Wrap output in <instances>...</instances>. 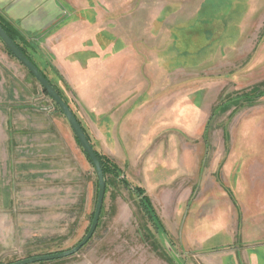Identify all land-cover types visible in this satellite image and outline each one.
<instances>
[{
	"label": "rangeland",
	"instance_id": "rangeland-1",
	"mask_svg": "<svg viewBox=\"0 0 264 264\" xmlns=\"http://www.w3.org/2000/svg\"><path fill=\"white\" fill-rule=\"evenodd\" d=\"M90 5L97 8L98 26L108 31L111 25L114 49L125 44L120 24L128 25L123 38L129 53L145 60V103L159 99L162 164L153 180L141 182L165 234L153 227L137 196L107 176L90 241L76 255L40 264H176L169 246L180 263L197 264L175 238L183 234L188 209L205 212L209 194L219 201L228 194L242 210L233 239L264 242V0H90ZM22 46L68 103L49 58ZM0 51L7 54L1 42ZM44 101L58 112L40 88L33 104ZM189 158H199L193 173ZM78 178L34 191L11 185L13 203L0 208V264L61 253L82 240L92 221L97 181L90 186ZM6 181L7 176L1 184ZM210 183L217 184L215 190L196 203Z\"/></svg>",
	"mask_w": 264,
	"mask_h": 264
},
{
	"label": "crops",
	"instance_id": "crops-1",
	"mask_svg": "<svg viewBox=\"0 0 264 264\" xmlns=\"http://www.w3.org/2000/svg\"><path fill=\"white\" fill-rule=\"evenodd\" d=\"M0 17L28 46L37 48L32 55L49 58L69 96L68 106L95 152L111 160L135 186L146 189L143 183L153 180L162 164L160 104L159 99L145 103V60L129 53L123 38L128 25L120 24L119 40L125 44L114 49L113 29L98 26L97 8L90 0H0ZM32 61L43 70L35 56ZM31 77L0 51V208L13 203L11 185L34 191L62 184L73 175L90 186L97 181L63 116L45 101L33 104L41 87ZM188 160L192 169L200 163L199 158ZM216 186L207 184L196 203ZM229 201L228 194L220 201L209 194L204 213L188 209L176 244L199 264H264V242L233 239L244 217L239 215L242 210L237 211L239 205L234 208ZM168 233L172 235L170 229ZM220 236L224 240L218 241Z\"/></svg>",
	"mask_w": 264,
	"mask_h": 264
},
{
	"label": "water",
	"instance_id": "water-1",
	"mask_svg": "<svg viewBox=\"0 0 264 264\" xmlns=\"http://www.w3.org/2000/svg\"><path fill=\"white\" fill-rule=\"evenodd\" d=\"M0 42L4 46V48L11 54L14 59L21 64L25 70L32 76V78L39 84L42 90L45 91L47 96L51 99V101L56 105L58 108L60 114L63 116L70 127L76 141L78 142L79 146L81 147L83 153L86 155V157L89 159L93 166V170L95 171L96 178H97V199L95 204V209L93 213V218L90 224V227L85 234V236L82 238V240L72 249L61 252V253H55L50 255H43V256H35L30 257L27 259H23L11 264H37L42 262H50V261H57V260H63L68 257H71L73 255H76L80 249H82L92 238V235L94 234L102 205L105 195V187L106 184L102 167L100 164V161L95 153V150L93 149L92 145L90 144L85 132L83 131L82 127L80 126L79 122L69 109V107L66 105V103L63 101V99L59 96V94L56 92V90L53 88V86L45 79V77L40 73V71L33 66V64L29 61V59L19 50V48L16 46V44L9 38V36L6 34L5 30L2 29L0 26ZM120 182H123L125 186L131 189V186L126 182L124 177H120ZM163 234L164 233H159ZM169 254L172 257V260L176 262V264H182L178 260V257L174 254L171 247H168Z\"/></svg>",
	"mask_w": 264,
	"mask_h": 264
},
{
	"label": "trees",
	"instance_id": "trees-1",
	"mask_svg": "<svg viewBox=\"0 0 264 264\" xmlns=\"http://www.w3.org/2000/svg\"><path fill=\"white\" fill-rule=\"evenodd\" d=\"M0 26L2 27L3 30H5L6 34L9 36V38L16 44V46L19 48V50L29 59V61L33 64V66H35L34 62L31 60V58L29 57V55L24 51L23 49V44L24 46L28 47V48H31L30 46L27 45L26 41L23 40L24 38L18 33L16 32V30L14 28H12L7 22H5L1 17H0ZM21 41V42H20ZM23 43V44H22ZM33 47V46H32ZM34 48V47H33ZM32 48V49H33ZM6 50V49H5ZM7 54L9 56H11L12 58H14L11 54H9V52L6 50ZM39 71L40 73L45 77L46 79V76L42 73V71L37 67L35 66ZM31 76V75H30ZM47 81L49 82V80L47 79ZM53 88L56 90V92L59 94V96L63 99V101L66 103V105L68 106V103L67 101L63 98V96L61 95L60 91L57 90V88L51 83L49 82ZM44 94L45 91L42 90ZM47 95V94H46ZM56 107V105H55ZM69 107V106H68ZM57 108V107H56ZM70 109V108H69ZM58 110V108H57ZM59 112V110H58ZM60 113V112H59ZM61 115V114H60ZM84 131V130H83ZM87 136V135H86ZM88 138V137H87ZM89 140V139H88ZM78 143V142H77ZM99 161H100V164H101V167H102V171H103V175H104V179H105V184H106V187H105V194L107 192V176H111V178H114V179H117L119 180L118 182H120V175H121V172L119 169H117L118 167L115 166V164H112L108 161H106V158L104 156H100L97 152H95ZM85 155V154H84ZM86 156V155H85ZM87 158V157H86ZM87 160L89 161V159L87 158ZM89 163L91 164V162L89 161ZM92 165V164H91ZM93 167V166H92ZM125 179V177H124ZM126 180V179H125ZM126 182L131 186V189L128 188L127 186H125L123 184V182H120L123 186H125L127 188V190L131 191L132 193H134V195L137 196V198L139 199V205L140 207L142 208L143 212L145 213V215L148 217V219H150L149 221H151L153 227H155L157 230H160V232L164 233V228L159 220V218L157 217L155 211L153 210V207L151 205V202L149 200V198L147 197L145 191L140 188V187H137V186H132L130 184V182H128L126 180ZM104 196V195H103ZM97 199V198H96ZM104 201V200H103ZM94 213V212H93ZM101 213H102V209H101ZM100 213V215H101ZM93 218V216H92ZM99 220H100V217H99ZM165 234V233H164Z\"/></svg>",
	"mask_w": 264,
	"mask_h": 264
}]
</instances>
